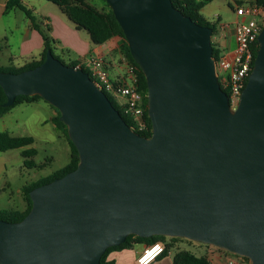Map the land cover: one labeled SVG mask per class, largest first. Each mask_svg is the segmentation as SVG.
Returning a JSON list of instances; mask_svg holds the SVG:
<instances>
[{
  "label": "water",
  "instance_id": "1",
  "mask_svg": "<svg viewBox=\"0 0 264 264\" xmlns=\"http://www.w3.org/2000/svg\"><path fill=\"white\" fill-rule=\"evenodd\" d=\"M145 77L149 137L135 132L80 67L47 50L0 71L10 106L38 94L56 108L76 167L29 191L0 219V264H99L126 236L183 237L264 264V23L235 108L220 87L212 28L171 0H105Z\"/></svg>",
  "mask_w": 264,
  "mask_h": 264
},
{
  "label": "trees",
  "instance_id": "2",
  "mask_svg": "<svg viewBox=\"0 0 264 264\" xmlns=\"http://www.w3.org/2000/svg\"><path fill=\"white\" fill-rule=\"evenodd\" d=\"M48 1L56 4L62 10V12L68 17V19L72 22V24L75 26L76 29L85 30L88 33L90 37V41L93 44H102L107 40H109L110 38H112L113 36H117L119 38L117 47L114 49V53L116 55L123 56L130 64H132L135 67V72L138 78L137 87L138 90L143 94L144 106H145V119L148 127L147 131L139 132V134L149 137L151 134V123L147 115L145 77L141 72V70L139 69V67L137 66V64L134 62L130 54L123 32L118 22L116 21L109 5L106 3V5L108 6L107 9H99L95 5L89 3L86 0H48ZM171 1L174 7L178 8L183 14L189 16L193 21H195L199 25L210 26L212 28V34L215 33V31L217 30L215 23L207 21L200 13L201 8L210 0H171ZM245 2L247 1L235 0V3L237 5H241L242 3ZM248 2L251 4H257L264 7V0H248ZM12 6H16L20 8L32 22L34 21L35 18L32 9L29 8L26 4H24L20 0H7L5 9H8ZM44 39H45V44L42 50L41 58L39 60L30 62L21 67H13V66L0 67V71L20 72L22 70L33 68L36 65L40 64L45 58L46 51L49 49L52 52L50 40L47 37ZM256 49H257V41L255 42V47L253 50L254 55ZM219 55H220L219 48H217L214 45V43H212V56L214 60H216L219 57ZM55 57L58 58L57 56ZM63 63L69 66L77 65L74 62H69V63L63 62ZM79 67L82 68L84 71L88 72L87 68L81 65H79ZM106 95L111 100L113 106L119 111V113L126 121V123L128 125H131L132 122L130 117L122 111L121 107L116 103L113 97H111L108 93H106ZM40 99L42 98L38 94L17 95L14 99V102L10 106H3L2 104L5 102L6 97L2 88L0 87V116L4 115L11 107L17 104L31 103L33 101ZM51 107L55 110V115L52 117L51 121L53 122L57 130L63 134L64 138L67 140V143L69 145V153H70L69 161L67 164L57 169L53 173L46 175L42 178H39L34 182L24 185L21 188V194L25 202V208L23 210L12 209V208L0 209L1 220L9 221V222H16L21 220L28 213L31 207L29 191L40 184L49 182L52 179L56 177H60L66 172L73 170L78 163V153L75 146L73 145V143L70 141V139L66 134V126L59 121L58 110L53 106ZM33 142L34 139L32 136H13L6 131H0V151L22 148L21 155L24 158L23 165L28 168L36 167L32 159V157L36 153V149L34 147H28ZM26 146L27 148H23ZM164 237L165 236L163 235H152L149 237H141L135 234H129L126 236L125 240L122 243L116 246L108 247L101 255L99 264H114L112 260L107 259L108 254L113 250L130 248L135 243H144L146 245H151L157 241H164ZM168 250H169V244H166L164 251L159 256L165 255ZM172 264H212V263L208 259L207 255H197L188 249H178L172 255Z\"/></svg>",
  "mask_w": 264,
  "mask_h": 264
},
{
  "label": "crops",
  "instance_id": "3",
  "mask_svg": "<svg viewBox=\"0 0 264 264\" xmlns=\"http://www.w3.org/2000/svg\"><path fill=\"white\" fill-rule=\"evenodd\" d=\"M20 1L32 9L35 19L32 22L16 6L5 9L7 0H0V67H21L39 60L45 44L44 38L46 37L50 40L52 54L65 63L74 62L77 65L80 64L86 67L87 58L91 56H102L107 63L110 75L118 67H121L120 56L114 53L119 39L117 36H113L102 44H93L90 41L88 33L83 29H76L56 4L48 0ZM224 1L231 8L234 15L233 20L236 21L238 18L234 11L235 6H237L235 0ZM215 16L220 18V14L215 13ZM229 32L232 35V29ZM219 45L220 53L231 50L229 49L227 41L225 43L221 41ZM1 58H3L2 60L4 62ZM39 101H33L31 104L39 105ZM9 111L10 109L7 113ZM54 115L55 110L51 108L48 118L49 122L55 127L51 121ZM39 124L41 126L47 125L48 119H40ZM10 133L13 134L12 132ZM24 136H32L35 141V135L32 133ZM136 245H138V249H135ZM147 246L144 243H135L130 248L113 250L108 254L107 259L112 260L114 264H137V257ZM174 252L171 253L169 249L165 255L157 257L150 264H172V255ZM207 257L212 264H223V258L217 255H211V258L207 255Z\"/></svg>",
  "mask_w": 264,
  "mask_h": 264
},
{
  "label": "rangeland",
  "instance_id": "4",
  "mask_svg": "<svg viewBox=\"0 0 264 264\" xmlns=\"http://www.w3.org/2000/svg\"><path fill=\"white\" fill-rule=\"evenodd\" d=\"M86 1L99 9L108 8L104 0ZM200 13L207 21L216 25L217 30L211 35V42L219 48L221 41L224 43L227 41L229 49H232L235 42L231 32L228 33V29L221 34L218 32L220 24L227 25L229 29L233 27L234 15L227 3L224 0H212L200 10ZM215 13L220 14V18L215 16ZM117 100L115 98V101ZM11 108L8 113L2 115L3 117L0 116V131H6L9 134L12 132L13 136L34 134L35 141L28 147L36 149V153L32 157L36 167L28 168L23 165L22 148L0 151V209H24L25 202L21 188L67 164L70 156L69 145L63 134L49 122L48 117L52 107L43 99H40L39 105L21 103ZM42 118L48 119L47 125L39 124V120ZM23 148H27V146ZM164 242L169 244L171 253L178 249H188L197 255H207L210 250L219 252L217 249L209 247L208 244L189 241L183 237L165 236ZM135 249H138V245L135 246ZM208 256L211 258V255ZM239 262L240 264H251L246 257Z\"/></svg>",
  "mask_w": 264,
  "mask_h": 264
},
{
  "label": "built area",
  "instance_id": "5",
  "mask_svg": "<svg viewBox=\"0 0 264 264\" xmlns=\"http://www.w3.org/2000/svg\"><path fill=\"white\" fill-rule=\"evenodd\" d=\"M237 20L233 22L232 35L235 42L231 50L220 53L214 60V69L220 87L227 93L231 108L237 105L242 89L244 88L248 74L251 71L254 60V47L257 35L264 23V7L251 4L248 1L235 6ZM230 30L227 25L220 24L218 32ZM258 45V44H257ZM121 67L112 75L102 56H91L86 59V67L90 78L105 93L113 99L122 111L128 115L132 124L129 125L135 132L147 131L145 119V106L143 94L137 87V74L135 67L126 58L120 56ZM80 64L76 65L79 67ZM219 252L208 251L207 255H217L223 258V264H240L244 256L230 253L224 249L208 245ZM164 241H157L148 245L137 257V264H150L165 249Z\"/></svg>",
  "mask_w": 264,
  "mask_h": 264
}]
</instances>
